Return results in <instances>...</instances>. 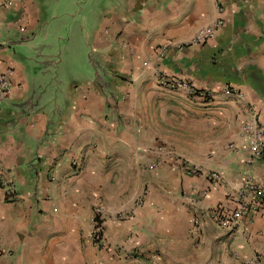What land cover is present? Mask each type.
Listing matches in <instances>:
<instances>
[{
  "label": "crops",
  "instance_id": "obj_1",
  "mask_svg": "<svg viewBox=\"0 0 264 264\" xmlns=\"http://www.w3.org/2000/svg\"><path fill=\"white\" fill-rule=\"evenodd\" d=\"M116 2L0 0V264H264V213L193 222L246 177L264 183L240 137L254 117L264 128V0Z\"/></svg>",
  "mask_w": 264,
  "mask_h": 264
},
{
  "label": "built area",
  "instance_id": "obj_2",
  "mask_svg": "<svg viewBox=\"0 0 264 264\" xmlns=\"http://www.w3.org/2000/svg\"><path fill=\"white\" fill-rule=\"evenodd\" d=\"M219 12L223 11V7H218ZM223 19L217 17L208 25L198 29L193 35L190 44L202 45L206 43L223 25ZM180 48V47H179ZM167 52V46L163 45L157 48L155 58L161 60ZM157 80L160 85L170 88H184L192 96H200L209 98L212 94L209 90H199L192 83H188L178 79H170L162 72L156 69ZM10 81L7 74L0 75V94L7 91ZM227 92H229L227 90ZM240 137L247 149L245 163L251 165L254 161L264 158V128L260 125L256 117L244 123ZM230 145L229 147H232ZM76 163V162H75ZM177 165L183 168L189 174H196L197 169L190 165L184 159H179ZM207 179L211 187L216 188L223 184L222 175L216 171L207 174ZM0 187H2L6 195L12 193L11 183L4 177H0ZM264 213V183L248 176L241 185L234 191L226 193L223 200L215 205L196 212L193 217L194 224L199 223L200 217L207 218L217 227L233 230L244 220H251L255 215ZM105 215L103 207L99 204L93 207V230L90 238L96 247L102 246L103 243V225L102 220Z\"/></svg>",
  "mask_w": 264,
  "mask_h": 264
},
{
  "label": "rangeland",
  "instance_id": "obj_3",
  "mask_svg": "<svg viewBox=\"0 0 264 264\" xmlns=\"http://www.w3.org/2000/svg\"><path fill=\"white\" fill-rule=\"evenodd\" d=\"M103 1L106 9L111 7L113 4L117 3L116 0H99V2Z\"/></svg>",
  "mask_w": 264,
  "mask_h": 264
}]
</instances>
